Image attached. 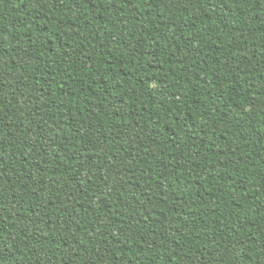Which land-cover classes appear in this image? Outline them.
I'll return each mask as SVG.
<instances>
[{
	"label": "trees",
	"instance_id": "obj_1",
	"mask_svg": "<svg viewBox=\"0 0 264 264\" xmlns=\"http://www.w3.org/2000/svg\"><path fill=\"white\" fill-rule=\"evenodd\" d=\"M0 264H264V0H0Z\"/></svg>",
	"mask_w": 264,
	"mask_h": 264
}]
</instances>
